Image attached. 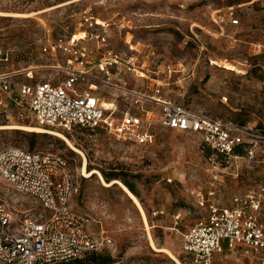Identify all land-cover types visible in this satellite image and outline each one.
Wrapping results in <instances>:
<instances>
[{
    "label": "rangeland",
    "instance_id": "rangeland-1",
    "mask_svg": "<svg viewBox=\"0 0 264 264\" xmlns=\"http://www.w3.org/2000/svg\"><path fill=\"white\" fill-rule=\"evenodd\" d=\"M228 4L235 5L237 26L229 19L214 20V11ZM87 11L107 22L112 47L137 58L141 77L125 71L116 75L127 86L160 85L165 99L264 135V0H0V71H21L24 81L63 78L61 69L51 67L58 59L43 48L62 32L69 15L79 19ZM14 124L40 126L18 119L13 107L0 106V125ZM40 127L66 135L84 152L87 169H97L107 182L130 184L147 217L146 222L119 183L104 184L97 173L84 175V156L58 135L1 128L0 150L17 145L70 160L71 205L90 218L95 234L112 240L98 252L102 263L87 254L55 264H179L168 250L181 264H193L182 238L206 213L199 195L229 205L233 196L264 184V142L249 161L217 154L197 133L162 126L153 128L152 141L144 146L100 130ZM0 201L17 213L37 209L32 197L1 176ZM212 264L257 263L225 252Z\"/></svg>",
    "mask_w": 264,
    "mask_h": 264
},
{
    "label": "built area",
    "instance_id": "built-area-1",
    "mask_svg": "<svg viewBox=\"0 0 264 264\" xmlns=\"http://www.w3.org/2000/svg\"><path fill=\"white\" fill-rule=\"evenodd\" d=\"M234 6L215 10L214 20L239 25L240 19L232 18ZM68 18L62 32L43 48L58 59L51 67L65 76L24 81L18 77L21 71H0V106L13 107L18 119L31 124L63 131L89 127L140 146L151 143L156 126L194 132L217 154L255 158L264 142L257 129L165 99L160 85L127 86L116 76L119 72L136 77L143 73L137 71L134 55L111 46L107 22L89 11L79 19L76 13ZM114 89L122 96H115ZM110 94L113 99L107 101ZM238 147L242 154L235 152ZM0 176L37 204L34 212L17 213L0 201V264H55L111 245L112 240L92 232L90 218L71 205L74 178L63 154L8 145L0 150ZM197 201L206 213L182 238L183 251L193 264H212L225 252L264 264V184L233 196L229 205L202 194Z\"/></svg>",
    "mask_w": 264,
    "mask_h": 264
},
{
    "label": "bare ground",
    "instance_id": "bare-ground-1",
    "mask_svg": "<svg viewBox=\"0 0 264 264\" xmlns=\"http://www.w3.org/2000/svg\"><path fill=\"white\" fill-rule=\"evenodd\" d=\"M6 14L24 15V16L28 15V14H25V13H15V12H12V13H7L6 12ZM1 128H20V129L29 130V131L52 132V133L58 135L59 137L64 139L73 149L79 151L84 156V166H83L84 175L92 176L93 174L97 173L100 176V178H101V180L103 181L104 184L111 185L114 182L119 183L120 186L123 188V190L128 194V196L134 201V203H136V205L140 209L142 215L144 216L145 221L147 222L146 213H145V210H144L139 198L129 189V187L127 185H125L122 181H120L119 179H115V180H112L111 182H107L105 180L104 176L102 175V173L100 171H98L97 169H90V170L87 169V159H86V156H85L84 152L82 150H80L78 147H76L75 145H73L72 142L70 141V139L66 135H64L63 133H61L59 131L50 130V129H47V128H44V127H40V126L25 125V124L0 125V129ZM151 243H152V246L155 249H159V248L156 247V245H155V243H154L152 238H151ZM160 250H167V249L161 248ZM168 252H169V254L171 255V257L173 259H175L179 264H181L180 260L173 253H171L169 250H168Z\"/></svg>",
    "mask_w": 264,
    "mask_h": 264
},
{
    "label": "trees",
    "instance_id": "trees-1",
    "mask_svg": "<svg viewBox=\"0 0 264 264\" xmlns=\"http://www.w3.org/2000/svg\"><path fill=\"white\" fill-rule=\"evenodd\" d=\"M229 5H232V4H229ZM241 125H244V124L241 123ZM76 128H88V129H91V128H89V127H84V126H78V127H76ZM74 129H75V128H74ZM92 130H93V129H92ZM235 152H236L237 154H241V153H243V150H242L241 147H238V148L236 149ZM127 186L129 187V189H130L135 195H137L136 192H135V190H134V188H133L130 184H127ZM89 254H91V255H90V258L93 259L94 262L102 263V262L105 261V259L102 258V257L100 256V254H99L97 251L91 252V253H89Z\"/></svg>",
    "mask_w": 264,
    "mask_h": 264
},
{
    "label": "crops",
    "instance_id": "crops-1",
    "mask_svg": "<svg viewBox=\"0 0 264 264\" xmlns=\"http://www.w3.org/2000/svg\"><path fill=\"white\" fill-rule=\"evenodd\" d=\"M91 225H92V222H90V230L92 231ZM92 232H93V231H92Z\"/></svg>",
    "mask_w": 264,
    "mask_h": 264
}]
</instances>
